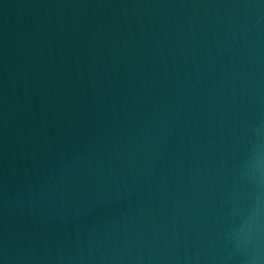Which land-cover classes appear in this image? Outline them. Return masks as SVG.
I'll use <instances>...</instances> for the list:
<instances>
[{
	"label": "water",
	"instance_id": "water-1",
	"mask_svg": "<svg viewBox=\"0 0 264 264\" xmlns=\"http://www.w3.org/2000/svg\"><path fill=\"white\" fill-rule=\"evenodd\" d=\"M0 264H264V0H0Z\"/></svg>",
	"mask_w": 264,
	"mask_h": 264
}]
</instances>
